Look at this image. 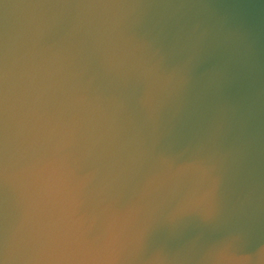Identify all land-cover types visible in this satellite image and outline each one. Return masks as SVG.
Returning <instances> with one entry per match:
<instances>
[{
	"label": "water",
	"instance_id": "obj_1",
	"mask_svg": "<svg viewBox=\"0 0 264 264\" xmlns=\"http://www.w3.org/2000/svg\"><path fill=\"white\" fill-rule=\"evenodd\" d=\"M0 264H264V0H0Z\"/></svg>",
	"mask_w": 264,
	"mask_h": 264
}]
</instances>
